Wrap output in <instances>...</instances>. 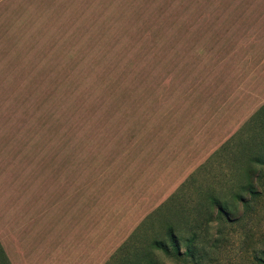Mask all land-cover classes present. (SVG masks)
Instances as JSON below:
<instances>
[{
	"label": "rangeland",
	"instance_id": "374dc122",
	"mask_svg": "<svg viewBox=\"0 0 264 264\" xmlns=\"http://www.w3.org/2000/svg\"><path fill=\"white\" fill-rule=\"evenodd\" d=\"M0 14L9 264H263L264 0H0ZM246 165L258 196L226 221L210 202Z\"/></svg>",
	"mask_w": 264,
	"mask_h": 264
},
{
	"label": "trees",
	"instance_id": "16d2710c",
	"mask_svg": "<svg viewBox=\"0 0 264 264\" xmlns=\"http://www.w3.org/2000/svg\"><path fill=\"white\" fill-rule=\"evenodd\" d=\"M264 147V146H263ZM250 162L253 163H260L259 161L252 160V156H247V164L249 165ZM246 175H245V181L242 185H240L236 191L231 195L230 199L227 201H218L213 199L211 204L212 211H216V214L222 217V219L226 221L236 220L240 216L239 212L245 211L246 207L248 205L247 199H254L258 196V188L254 184V178H255V170L253 168H248L246 165ZM238 205L241 206L242 210H239ZM164 234L167 238V246L172 251V253L178 255V245H177V238L173 233V230L170 226H167L165 228ZM159 249L164 252L166 255H168V252L164 246L161 244L159 245ZM184 254L192 257V254L190 252L189 248L184 249ZM261 263L264 264V260L262 258L259 259ZM0 263L1 264H9L7 262L6 257L4 256V253L0 247ZM142 264H154L153 262L149 261L148 259H145Z\"/></svg>",
	"mask_w": 264,
	"mask_h": 264
},
{
	"label": "crops",
	"instance_id": "0c3cea01",
	"mask_svg": "<svg viewBox=\"0 0 264 264\" xmlns=\"http://www.w3.org/2000/svg\"><path fill=\"white\" fill-rule=\"evenodd\" d=\"M2 34V29H1V14H0V35ZM1 54V53H0ZM1 63V62H0ZM1 68V64H0ZM0 84H1V75H0ZM1 165V164H0ZM1 247V246H0ZM2 249V248H1Z\"/></svg>",
	"mask_w": 264,
	"mask_h": 264
}]
</instances>
